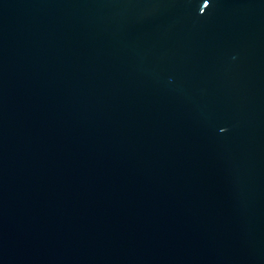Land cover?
<instances>
[{
	"label": "water",
	"instance_id": "1",
	"mask_svg": "<svg viewBox=\"0 0 264 264\" xmlns=\"http://www.w3.org/2000/svg\"><path fill=\"white\" fill-rule=\"evenodd\" d=\"M0 264H264V0H0Z\"/></svg>",
	"mask_w": 264,
	"mask_h": 264
}]
</instances>
